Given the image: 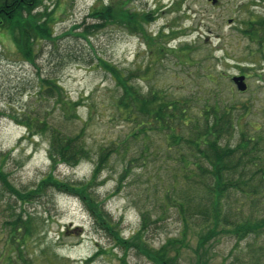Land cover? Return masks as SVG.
<instances>
[{
	"label": "rangeland",
	"instance_id": "obj_1",
	"mask_svg": "<svg viewBox=\"0 0 264 264\" xmlns=\"http://www.w3.org/2000/svg\"><path fill=\"white\" fill-rule=\"evenodd\" d=\"M111 1L44 0L49 11H55L58 49L48 41L37 43L32 62L20 53L12 33L0 29V264H10V256H17L9 240L10 227L18 213L40 218L39 227L25 246V255L33 264H153L131 244L120 240L118 245L115 240L116 236L126 239L137 232L142 218L139 208L151 214V223L143 235L150 249H159L175 238L179 241L167 248L168 256L177 258L179 264H246L251 260L249 248L264 244L263 235L239 239L232 233L223 234L219 226L209 237L197 220L182 235L184 226L174 210L159 216L158 200L168 182L163 179L174 176L171 172L175 168L173 159L163 160L167 151L163 132L152 134L147 143L148 139L143 140L145 143L128 142L127 153L112 155L91 185L103 207L99 206L111 219L107 229L96 225L78 196L49 185L39 190L49 173L62 182L87 181L95 162L84 159L75 166L59 163L52 168L48 139L27 133L23 124L26 115L35 113L70 136L79 134L96 161L101 148L119 143L132 128L117 113L121 87L111 71L131 77V83L144 95L152 89L170 99L194 93H204L210 99L218 95V100L234 106L240 130L264 144V48L253 42L256 40L251 41L245 31L250 22L264 18V2L129 0L132 10L150 14V20H141L135 31L111 22L94 30L88 39L76 36L90 8ZM260 36L259 40L264 39V33ZM154 41L157 46L152 45ZM97 58L107 62V67L100 65ZM61 61L63 67L59 66ZM48 73L78 103L77 117L66 116L54 99L39 96V81ZM238 75L246 76L248 88L244 92L232 80ZM237 140L233 138L230 143L234 145ZM151 151L154 156L149 155ZM130 160L131 173L119 191V177ZM13 190L38 193L23 201ZM236 196L245 200L244 195ZM256 199L261 202L254 214L264 216V196ZM244 204L242 214L248 216L252 212L248 205L254 201ZM233 213L238 217L236 210ZM202 237L207 242L200 249ZM145 244L141 243L140 248L144 249Z\"/></svg>",
	"mask_w": 264,
	"mask_h": 264
},
{
	"label": "trees",
	"instance_id": "obj_2",
	"mask_svg": "<svg viewBox=\"0 0 264 264\" xmlns=\"http://www.w3.org/2000/svg\"><path fill=\"white\" fill-rule=\"evenodd\" d=\"M257 1L264 2V0ZM129 3V0L122 2L113 0L108 4L93 5L88 16L79 26L81 31L76 36L88 39L94 30H100L111 22L122 24L135 31L141 25V20L146 18L150 20L149 13L143 14L132 10ZM38 8L41 11H38ZM34 11L38 12L34 13ZM87 18L91 19L89 23L86 21ZM55 20V11H49L44 0H0V29L12 33L20 53L31 62L34 45L37 43L48 41L53 44L55 50L58 49L57 40H55ZM245 31L251 41L256 40L253 42H257L261 49L264 48V39L259 40L260 33H264V18L250 22ZM157 43L154 41L152 45L157 46ZM160 49L165 51V48ZM97 60L100 65L107 67V62L103 59L97 58ZM59 66H64L62 61ZM111 73L114 74L117 85L121 87V97L116 100L115 106L117 113L132 128L119 143H114L108 148H101L102 151L96 161L90 156L79 134L70 136L42 120L35 113L26 115L24 122L22 121L28 134L33 137L36 135L47 137L52 168L59 163L75 166L84 159L95 162L89 180L62 182L49 173L41 181L39 190L43 191L49 185V188H57L78 196L94 218L96 225L101 229H107L111 227V219L108 212L102 210L103 206L97 201L98 195L94 193L91 188L94 186L91 185L98 180L112 155H120L127 151L128 142L148 139L145 141L147 143L152 134L163 132L165 133L164 143L167 145V151L164 154L166 159L163 160L173 159L175 168L171 172L174 176L170 175L169 178L163 179L168 182L158 200L160 201L159 216L165 217L174 210L184 226L182 235L195 225L193 220H197L199 225L207 230L206 234L210 235L209 237L215 235L219 226L224 229V231L221 230L222 233H232L239 239L249 235H254L255 238L264 236V216L254 214L261 202V199L256 198L264 196V144L261 140H255L254 137L240 130V125L233 114L234 106L218 100V95L210 99L204 93H194L187 98L170 99L162 92L152 89L144 95L131 83V77L129 78L125 73L115 74L113 71ZM38 87L39 96L48 100L54 99L57 101L55 104H59L66 116L77 117L78 103L67 96L52 73L40 79ZM209 95L213 97L214 94ZM233 138H238L234 145L230 143ZM157 150L154 149V151ZM150 153L149 155L154 156L153 151ZM132 160L136 162L139 158ZM132 160L127 163L119 177L120 186L117 189L119 191L125 187L123 183L129 176L127 174L131 173L129 171L132 169L130 167L133 165ZM248 189L250 191L244 194V191ZM37 191L31 190L24 193L13 190L12 193L23 200L32 196L34 198ZM192 191L198 195V199L191 196ZM237 194L244 195L245 200L242 202L237 199ZM251 200L254 204L248 206L251 207L252 212L244 216L242 214L244 201L248 203ZM139 210L142 218L137 232L126 239L116 236V242L121 240L123 244H131V247L153 264H179L177 258H169L167 249L179 239H170L159 249L153 250L146 246L143 235L146 232L145 228L151 223V214L148 209L139 208ZM235 210L238 215L236 218L233 216L236 215L233 213ZM37 221H40V218L32 213L15 214L10 227L12 234L9 241L15 248L17 256H10V264H33L25 255L27 248L25 246L26 240L39 227ZM206 242L207 239L202 237L198 248L203 249ZM141 243L145 244L146 250L140 248ZM118 245L121 244L118 243ZM249 257L251 260L246 264H264V244L249 248Z\"/></svg>",
	"mask_w": 264,
	"mask_h": 264
},
{
	"label": "water",
	"instance_id": "obj_3",
	"mask_svg": "<svg viewBox=\"0 0 264 264\" xmlns=\"http://www.w3.org/2000/svg\"><path fill=\"white\" fill-rule=\"evenodd\" d=\"M213 3H216L217 0H210ZM234 84L236 85V87L238 88V90H240L241 92H244L247 90L248 85L246 82V76L245 75H238V76H234L232 78Z\"/></svg>",
	"mask_w": 264,
	"mask_h": 264
}]
</instances>
